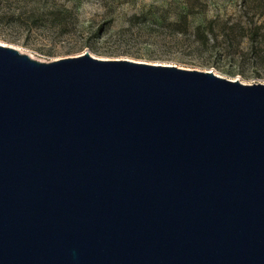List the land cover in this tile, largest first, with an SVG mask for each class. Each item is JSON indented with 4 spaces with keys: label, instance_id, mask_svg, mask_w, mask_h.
I'll return each instance as SVG.
<instances>
[{
    "label": "water",
    "instance_id": "water-1",
    "mask_svg": "<svg viewBox=\"0 0 264 264\" xmlns=\"http://www.w3.org/2000/svg\"><path fill=\"white\" fill-rule=\"evenodd\" d=\"M0 264H264V83L0 43Z\"/></svg>",
    "mask_w": 264,
    "mask_h": 264
},
{
    "label": "rangeland",
    "instance_id": "rangeland-1",
    "mask_svg": "<svg viewBox=\"0 0 264 264\" xmlns=\"http://www.w3.org/2000/svg\"><path fill=\"white\" fill-rule=\"evenodd\" d=\"M0 43L42 62L88 52L264 83V0H0Z\"/></svg>",
    "mask_w": 264,
    "mask_h": 264
},
{
    "label": "trees",
    "instance_id": "trees-1",
    "mask_svg": "<svg viewBox=\"0 0 264 264\" xmlns=\"http://www.w3.org/2000/svg\"><path fill=\"white\" fill-rule=\"evenodd\" d=\"M183 18L185 19V16H183ZM212 31V30H211ZM197 33L199 34L200 33V31H199V29H197ZM203 34V33H202Z\"/></svg>",
    "mask_w": 264,
    "mask_h": 264
}]
</instances>
